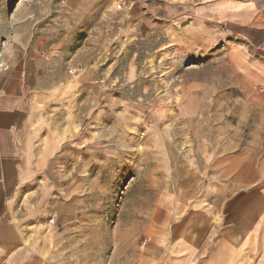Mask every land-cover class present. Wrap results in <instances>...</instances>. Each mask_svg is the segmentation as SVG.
I'll use <instances>...</instances> for the list:
<instances>
[{
	"label": "rangeland",
	"instance_id": "obj_1",
	"mask_svg": "<svg viewBox=\"0 0 264 264\" xmlns=\"http://www.w3.org/2000/svg\"><path fill=\"white\" fill-rule=\"evenodd\" d=\"M186 5L85 0L73 9L67 0H0V85L15 69L25 73L35 50L39 63L42 52L51 57L39 75L47 86L68 78L74 88L42 111L75 136L57 166L61 193L80 196V213L64 220L51 210L44 219L50 241L80 242L84 260L136 264L169 226L157 214L170 195L195 197L191 206L208 209V168L226 150L251 157L257 170L243 173L256 184L228 192L243 211L264 214V107L247 105L246 77L231 68L227 41L211 29L205 42ZM33 190L59 192L56 185Z\"/></svg>",
	"mask_w": 264,
	"mask_h": 264
},
{
	"label": "crops",
	"instance_id": "obj_2",
	"mask_svg": "<svg viewBox=\"0 0 264 264\" xmlns=\"http://www.w3.org/2000/svg\"><path fill=\"white\" fill-rule=\"evenodd\" d=\"M185 2V8L198 15L192 27L206 36L205 42L211 29L218 40L227 41L224 48L231 68L246 77L247 105L264 107L262 1ZM84 3L85 0H67L73 9ZM245 12L248 16L243 17ZM224 24L226 29L221 30ZM31 56L25 73L15 69L11 82L0 85V264H101L83 259L80 242L50 241L52 225L45 222V215L52 210L58 219H76L81 198L72 194L66 199L62 195L63 180L57 166L67 143L75 146V136L66 134L59 121L43 111L61 102L66 94L74 93V88L68 78L47 86L39 75L51 68V57L42 52L39 63L35 59L37 51L33 50ZM71 65L78 67L75 58ZM23 74H27L26 82ZM228 153H219L209 165L208 189L202 199L209 208L191 206L190 199L195 201V197L170 195L165 201L168 204L157 214L159 223L169 226H164L161 241L139 254L136 264H264V214L251 208L243 211L240 199L227 188L256 184V177L247 180L243 176L247 171H257L256 166L249 156ZM36 185L47 190L56 185L59 192L37 195L33 193ZM33 201L41 204L31 207ZM32 212L39 215L34 221L30 219ZM75 223L76 220L74 228ZM84 249L92 248L85 245ZM67 250L71 252L66 253ZM68 259L73 261L64 262Z\"/></svg>",
	"mask_w": 264,
	"mask_h": 264
},
{
	"label": "built area",
	"instance_id": "obj_3",
	"mask_svg": "<svg viewBox=\"0 0 264 264\" xmlns=\"http://www.w3.org/2000/svg\"><path fill=\"white\" fill-rule=\"evenodd\" d=\"M51 222H54V220H53V221H51Z\"/></svg>",
	"mask_w": 264,
	"mask_h": 264
}]
</instances>
